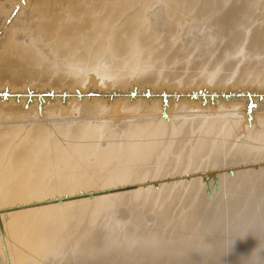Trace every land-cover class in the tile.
Listing matches in <instances>:
<instances>
[{"label": "bare ground", "instance_id": "1", "mask_svg": "<svg viewBox=\"0 0 264 264\" xmlns=\"http://www.w3.org/2000/svg\"><path fill=\"white\" fill-rule=\"evenodd\" d=\"M0 264H264V0H0Z\"/></svg>", "mask_w": 264, "mask_h": 264}, {"label": "water", "instance_id": "2", "mask_svg": "<svg viewBox=\"0 0 264 264\" xmlns=\"http://www.w3.org/2000/svg\"><path fill=\"white\" fill-rule=\"evenodd\" d=\"M255 105L250 102L249 105H248V112H251L252 108L254 107Z\"/></svg>", "mask_w": 264, "mask_h": 264}, {"label": "rangeland", "instance_id": "3", "mask_svg": "<svg viewBox=\"0 0 264 264\" xmlns=\"http://www.w3.org/2000/svg\"><path fill=\"white\" fill-rule=\"evenodd\" d=\"M29 96V98H31V96L30 95H28ZM39 96H41V95H39ZM93 96V95H92ZM26 100H30V99H28V98H25Z\"/></svg>", "mask_w": 264, "mask_h": 264}]
</instances>
